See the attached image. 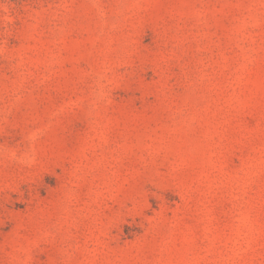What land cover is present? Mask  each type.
Returning a JSON list of instances; mask_svg holds the SVG:
<instances>
[{
    "label": "rangeland",
    "instance_id": "1",
    "mask_svg": "<svg viewBox=\"0 0 264 264\" xmlns=\"http://www.w3.org/2000/svg\"><path fill=\"white\" fill-rule=\"evenodd\" d=\"M0 264H264V0H0Z\"/></svg>",
    "mask_w": 264,
    "mask_h": 264
}]
</instances>
